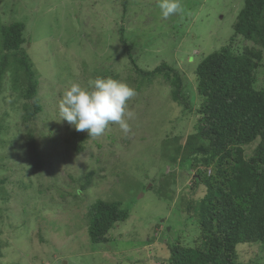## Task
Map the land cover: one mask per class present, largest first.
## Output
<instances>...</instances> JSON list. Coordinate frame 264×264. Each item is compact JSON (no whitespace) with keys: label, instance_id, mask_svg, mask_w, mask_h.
I'll return each mask as SVG.
<instances>
[{"label":"rangeland","instance_id":"obj_1","mask_svg":"<svg viewBox=\"0 0 264 264\" xmlns=\"http://www.w3.org/2000/svg\"><path fill=\"white\" fill-rule=\"evenodd\" d=\"M129 1L122 22L120 0H0V24L17 20L26 24L30 42L25 47L39 76L44 106L37 123L44 134L39 139L41 168L23 149L18 130L9 136L0 133V144L16 141L15 148L23 149L13 154L24 167L17 171L14 164L6 162V171L0 169V183L8 176L15 182L22 177L25 182L32 179L34 191L42 184L40 193L22 190L8 200L1 199L0 189V264H166L169 244L176 240L189 244L197 233L182 211L186 200H194L203 190L197 188L193 193L194 171L176 155L172 140L178 136V144H184L193 130L195 107L200 102L193 70L200 57L228 41L244 0H182L184 12L168 18L160 15L157 0ZM120 24L141 68L152 69L166 61L184 74L192 112L184 113L171 99L170 87L162 79L137 88L134 68L119 42ZM236 40L235 45L245 44ZM112 68L118 71L120 81L136 91L127 102L134 113L128 121L130 132L124 134L117 124L110 123L99 137L77 131L87 139L74 140V126L60 120L58 111L65 86L69 81L84 86L90 78ZM257 85L264 88V68L258 71ZM10 86L7 73L0 87V123L9 121L11 128L23 131L19 126L21 110L17 115L20 103H11L16 94ZM7 111L8 120L3 117ZM72 144L83 145L84 150L77 152ZM2 150L0 147V155L10 152ZM89 171L100 176L83 193L74 190L72 178ZM5 183L2 189L10 192L11 184ZM70 191L75 200L60 196ZM96 199L119 201L129 217L111 230L109 242L92 245L85 216ZM61 201L60 206L54 204ZM157 224L162 231L158 232ZM38 229L44 231L42 238ZM246 246H240L239 259L254 258L260 264L264 245Z\"/></svg>","mask_w":264,"mask_h":264},{"label":"trees","instance_id":"obj_2","mask_svg":"<svg viewBox=\"0 0 264 264\" xmlns=\"http://www.w3.org/2000/svg\"><path fill=\"white\" fill-rule=\"evenodd\" d=\"M120 4L122 22H125L130 1L120 0ZM0 25V87L9 73L10 87L16 94L11 103H20L17 115L21 110L19 126L23 129L11 128L8 121L5 125L0 123V133L7 132L9 136L18 130L23 136V149L28 150L34 165L41 168L43 147L39 139L44 138V134L37 123L44 106L39 96V76L25 47L30 42L25 35L26 24L17 20ZM118 27L122 52L134 68L133 80L137 88L162 79L170 87L171 99L184 113L192 112L193 102L186 91L184 74L166 61L152 69L141 68L126 39L125 27L121 24ZM232 30L224 45L197 62L193 70L200 98L195 107L197 119L184 144H178V136L172 140L176 155L194 171L193 193L197 188L203 193L194 200H186L182 211L192 220L197 233L189 244L180 240L169 244L166 264H257L254 258L239 259L240 246L248 245L246 249L250 245H264V88L257 85L258 71L264 68V0H244ZM110 34H107V42ZM238 38L245 44L235 45ZM117 72L112 68L99 76L120 80ZM9 116L7 111L3 117L8 120ZM72 135L74 140L78 138L81 142L87 139L77 131ZM48 138L50 141L51 136ZM1 143L2 151L10 152L0 155V169L6 171V162H11L17 171L20 167L23 170L13 154L23 149L15 148L16 141ZM73 147L77 152L84 150L83 145L74 144ZM98 176L95 171H89L83 177L72 178L76 183L74 190L78 188L83 193ZM7 182L11 184L10 192L1 187ZM41 185L35 190L38 193ZM0 189L1 199L8 200L12 193L18 196L22 190L34 191V182L32 179L25 182L23 177L15 182L5 176ZM60 196L64 200L76 199L72 191L62 192ZM61 203L54 204L60 206ZM128 217L129 211L123 209L119 201L96 199L85 216L89 243L109 242L111 230ZM156 228L158 232L163 229L160 224ZM38 230L42 238L44 231ZM260 264H264V257Z\"/></svg>","mask_w":264,"mask_h":264},{"label":"clouds","instance_id":"obj_3","mask_svg":"<svg viewBox=\"0 0 264 264\" xmlns=\"http://www.w3.org/2000/svg\"><path fill=\"white\" fill-rule=\"evenodd\" d=\"M157 7L164 18L184 12L182 0H157ZM135 96L133 87L111 77L96 76L84 86L69 81L58 100L60 120L74 126L76 131L87 132L88 137L103 135L110 123L128 134V121L134 118V113L128 110L127 102Z\"/></svg>","mask_w":264,"mask_h":264}]
</instances>
